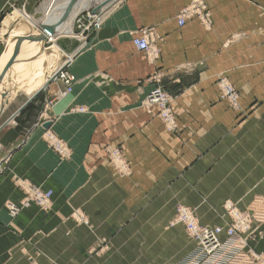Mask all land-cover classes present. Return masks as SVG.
<instances>
[{
    "label": "crops",
    "instance_id": "crops-1",
    "mask_svg": "<svg viewBox=\"0 0 264 264\" xmlns=\"http://www.w3.org/2000/svg\"><path fill=\"white\" fill-rule=\"evenodd\" d=\"M47 1L25 0L24 9L43 12ZM190 1L120 0L73 49L54 35L57 67L63 51L72 54L76 78L54 104L47 101L61 85L46 77L38 90L44 58L7 72L0 85V264H177L195 241L171 223L176 207L216 225L226 201L251 215L256 236L240 242L226 264H252L248 247L264 260V0H203L206 21L179 26L177 13ZM22 2L0 0V65L21 20L11 7ZM141 27L157 35L149 52L132 43ZM219 77L237 90V107L220 98ZM155 85L173 96L174 130L156 106L143 104ZM47 129L68 147V160L44 141ZM106 147L120 148L128 175L116 173ZM20 180L51 189V207L32 204L10 218L4 203L21 199Z\"/></svg>",
    "mask_w": 264,
    "mask_h": 264
},
{
    "label": "bare ground",
    "instance_id": "bare-ground-1",
    "mask_svg": "<svg viewBox=\"0 0 264 264\" xmlns=\"http://www.w3.org/2000/svg\"><path fill=\"white\" fill-rule=\"evenodd\" d=\"M97 1L99 0H93L92 5L85 7L87 3L83 0H48L43 5V23H41L39 26H36L29 21L30 16L25 13L24 9L25 0H23V2L18 7L15 5L12 6L11 10L19 11L23 15V17L16 12L21 18V20L17 22L16 26L19 23L20 24L17 27L15 26L16 28H14L7 35L8 38L1 56L0 70L9 59L15 42H10L6 49L9 36L11 34V36L21 35L25 31L29 30V26L32 27L34 30L40 28L41 26L51 27L53 29V33L48 36L47 50L49 51V53L46 54V52L41 49L39 43H30L24 41L21 43L17 59L14 61L11 67L14 64L30 62L37 58L45 57L47 61H49L50 58L54 59L56 57H59L60 50L56 45L52 44L55 43L54 40H52L54 35H56L54 39H57L59 37L74 36L75 38L82 40L86 38V35L96 32L101 25V16L103 15V13L110 7L118 3L120 0H104L106 2V5H103L102 3H97ZM87 13L98 15V25L96 27L89 28L85 32H82L80 29L77 28V32L72 33V22L74 29L73 31H75V20L79 16L86 15ZM208 15L209 11L205 3L202 0H194L190 4L182 7L179 10L176 20L177 24L179 26H182L184 25L187 19L193 17L199 18L202 21H206ZM180 20H182L183 24L179 23ZM19 27H25V29L17 31ZM143 31H147V33H143ZM58 34H60V36ZM143 37L148 42V47L146 50L139 49L134 43V40L136 38ZM156 37L157 35L154 33L152 28L144 27L132 33V43L139 51L149 52L153 49V47L155 48L154 41ZM71 56L72 54H68L63 51L62 62L59 64V66L55 69L53 73L48 75V78L46 79L47 84L50 82H56L58 83V85H61L58 86L57 94L53 97V99L47 101L48 105L54 104V102L59 101L60 99L66 97L72 92L76 78L74 74H72L69 70V64L72 58ZM59 67L63 69L66 68V70L69 71L68 73L72 76L71 90L69 91H66L64 89V85L60 82L59 79H57V76L54 75L55 72L59 69ZM10 68L7 70V72L10 70ZM216 84L219 88L220 98L226 100L230 106L237 107L238 93L235 87L228 81V79L226 77H219L216 81ZM156 87L157 85H155L151 90L148 91L143 100V104L146 106H156L158 108V113L164 126L167 129L174 130L177 126V120L171 108L172 99H169L168 101L165 99H161L160 101H154L153 98L150 97V95L156 89ZM2 95L3 93L1 94V98ZM4 97L5 95H3L2 99H4ZM158 103H161V105ZM1 104L3 106V102L0 103V105ZM72 111L82 112L84 111V109L75 108L72 109ZM44 137L47 139L46 141L48 142L52 150L58 155L60 161H66L69 159L70 150L54 134L47 131L46 133H44ZM105 151L108 160L114 167L116 173L119 176L128 175L129 166L126 160L124 159L120 148L106 147ZM19 185L22 186L24 189L23 191H25L24 197L20 201V203H15L11 201L6 202V208L11 218L16 217L20 213V211L28 208L31 203H36L45 210L50 207L52 197L51 190H43L39 186L26 180H20ZM222 217L224 218V221L219 225H201L198 223L195 211L193 209L182 205L176 207L174 216L172 218V224L182 225L187 235L194 239V241L196 242L194 250L188 253L177 264H226L241 250L239 243L242 241L245 242V238H247V235L252 236V234H250V230L252 227L251 215L247 212L239 210L233 203L226 201L223 204ZM248 249V253L253 259L252 264H264V260L261 254L256 253L251 247H249Z\"/></svg>",
    "mask_w": 264,
    "mask_h": 264
},
{
    "label": "water",
    "instance_id": "water-1",
    "mask_svg": "<svg viewBox=\"0 0 264 264\" xmlns=\"http://www.w3.org/2000/svg\"><path fill=\"white\" fill-rule=\"evenodd\" d=\"M19 24L17 26H19ZM27 27H28V25H27ZM28 29H29L28 31H25L21 35L11 36L12 35L11 34L9 36L6 49H7V47H8L10 42H12V43L14 41L15 42H14V45H13V48H12V51H11L9 59L7 60V62L4 64V66L0 70V84L3 83L4 75L6 74L7 70L11 67V65L17 59V56L19 54L20 46H21L22 42L25 41V42H30V43H33V42L34 43H39L40 46H41V49H43V51H45L46 54L49 53V51L47 50L48 49V47H47L48 36H50L53 33V29L51 27H45V26H41L40 28H38L36 30H34L32 27L29 26ZM35 33H38V34H35ZM59 61H60V56L54 58L49 63H48L47 59L44 57V61L42 63V67H41V72H42V75H43V81L40 84V87L38 88V90H41V88L44 86L45 78L48 77V75H50L51 73L54 72V70L56 69ZM2 98H3V95H2ZM1 102H2V100H1ZM6 104H7V102H6ZM3 108H4V106H2V104H1L0 105V111Z\"/></svg>",
    "mask_w": 264,
    "mask_h": 264
},
{
    "label": "built area",
    "instance_id": "built-area-1",
    "mask_svg": "<svg viewBox=\"0 0 264 264\" xmlns=\"http://www.w3.org/2000/svg\"><path fill=\"white\" fill-rule=\"evenodd\" d=\"M179 23L183 24L182 20H180ZM74 25L76 29L78 28L82 32H85L89 28L91 27L93 28L98 25V15L88 14V13L86 15H81L75 20ZM143 33H147V31H143ZM134 43L139 49L146 50L148 47V42L144 37L136 38L134 40ZM68 72L69 71H67L66 68L63 69L59 67V69L54 74L57 76V79H59L60 82L64 85V89L66 91L71 90V84H72V76ZM150 97H152L154 101H160L161 99H165L167 101L169 99L171 100V95H169L159 86H157L156 89L151 93ZM158 104L161 105V103H158Z\"/></svg>",
    "mask_w": 264,
    "mask_h": 264
},
{
    "label": "rangeland",
    "instance_id": "rangeland-1",
    "mask_svg": "<svg viewBox=\"0 0 264 264\" xmlns=\"http://www.w3.org/2000/svg\"><path fill=\"white\" fill-rule=\"evenodd\" d=\"M23 1V0H22ZM43 1H45V0H39V3L41 4ZM192 1H194V0H191L188 4H190ZM203 1V0H202ZM204 2V1H203ZM187 4V5H188ZM186 6V5H185ZM40 7V6H39ZM37 8V10H36V13H30L29 11H28V9H25L26 11H25V13L27 14V15H29L30 17H31V19L33 20V22H35L37 25H39L41 22H42V19H43V12H42V10L40 9V8ZM180 10V9H179ZM10 11H14L15 13L17 12V11H15V10H10ZM179 12V11H178ZM18 14L20 13L19 11L17 12ZM178 14V13H177ZM20 16H22L23 17V15L20 13L19 14ZM19 16V17H20ZM141 28H144V27H141ZM151 28V27H150ZM140 29V28H139ZM72 33L74 32V33H76L77 32V29L75 28V31H73L74 29H73V22H72ZM138 30V29H137ZM137 30H135V31H137ZM71 33V32H70ZM155 33V32H154ZM77 39L78 38H75L74 36H72V37H59L58 38V40H57V43H58V45L60 44V45H62V44H64L65 46H68L69 47V45H71L72 46V49L75 47V46H77L78 45V42H77ZM63 41V42H62ZM62 42V43H61ZM75 43V44H74ZM77 43V44H76ZM65 48V47H64ZM63 49V48H62ZM153 49H154V47H153ZM157 86H159V85H157ZM160 87V86H159ZM218 87V86H217ZM161 89H163L165 92H167L169 95H171L167 90H165L163 87H161ZM219 89V88H218ZM220 93V92H219ZM171 99H173V96L171 95ZM228 103V102H227ZM230 106V105H229ZM230 107H232V106H230ZM47 131H49V132H51L52 134H54L51 130H49V129H47L46 131H45V133L47 132ZM42 138L44 139V141L48 144V142L46 141L47 139L44 137V135L42 136ZM58 138V137H57ZM59 139V138H58ZM60 140V139H59ZM61 141V140H60ZM61 142H63V141H61ZM49 145V144H48ZM57 155V154H56ZM58 156V155H57ZM70 156H71V153H70ZM70 158V157H69ZM26 181H28V180H26ZM28 182H31V181H28ZM19 183V182H18ZM31 183H33V182H31ZM33 184H35V183H33ZM35 185H37V184H35ZM37 186H39L41 189H43V190H48V189H44V188H42L40 185H37ZM20 189H21V191L23 192V196L21 197V199L18 201V202H15V203H20V201L23 199V197H24V192L25 191H23L24 189H23V187L22 186H20ZM49 190H51V189H49ZM52 191V190H51ZM52 194H53V192H52ZM52 198V197H51ZM7 202V201H6ZM6 202L4 203V206H5V208H6ZM11 202H13V201H11ZM32 204H35V205H37L36 203H31V205ZM51 204H52V201H51ZM51 204H50V207H51ZM30 205V206H31ZM29 206V207H30ZM38 207H40L39 205H37ZM179 206H181V205H179ZM28 207V208H29ZM49 207V208H50ZM186 207V206H185ZM41 208V207H40ZM48 208V209H49ZM190 209H192L191 207H189ZM27 209V208H26ZM42 210H44V211H46V210H48V209H43V208H41ZM6 210H7V208H6ZM23 210H25V209H23ZM22 210V211H23ZM194 210V209H193ZM21 212V211H20ZM7 213H8V211H7ZM9 215V214H8ZM19 215V214H18ZM174 216V215H173ZM10 217V216H9ZM11 218V217H10ZM14 218V217H13ZM79 220H81V217H79L78 218ZM171 223H172V220H171ZM177 225H180V224H177ZM216 225H219V224H216ZM182 226V225H181ZM183 227V226H182ZM184 228V227H183ZM184 231H185V229H184ZM185 233H186V231H185ZM186 235H187V233H186ZM188 236V235H187ZM249 235H247V239H253V238H255L256 236L254 235V234H252V236H249ZM190 239H192L190 236H188ZM247 239H245V243H247L246 241H247ZM192 240H194V239H192ZM195 245H196V242H195ZM195 248V247H194ZM194 248L192 249V250H194ZM249 248V247H248ZM191 250V251H192ZM249 249H247V253L249 252L248 251ZM190 251V252H191ZM189 252V253H190ZM188 254V253H187ZM186 254V255H187ZM185 255V256H186ZM184 256V257H185ZM184 257H182V258H184ZM181 258V259H182ZM180 259V260H181Z\"/></svg>",
    "mask_w": 264,
    "mask_h": 264
}]
</instances>
